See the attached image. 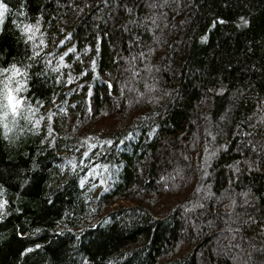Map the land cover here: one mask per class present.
<instances>
[{"label":"trees","instance_id":"obj_1","mask_svg":"<svg viewBox=\"0 0 264 264\" xmlns=\"http://www.w3.org/2000/svg\"><path fill=\"white\" fill-rule=\"evenodd\" d=\"M0 3V264H264V0Z\"/></svg>","mask_w":264,"mask_h":264},{"label":"snow or ice","instance_id":"obj_2","mask_svg":"<svg viewBox=\"0 0 264 264\" xmlns=\"http://www.w3.org/2000/svg\"><path fill=\"white\" fill-rule=\"evenodd\" d=\"M8 11V8L5 4L0 3V24H3L4 22V16L5 13ZM220 23H224V21H220ZM245 24H247V21H245ZM23 31L25 33H34L39 31V26L38 24L36 26H31V25H27L24 27ZM29 40H31L33 37L32 35H29ZM206 39V38H205ZM41 43H43V41H41ZM61 46H63V42H61ZM75 51L74 49H69V52L65 53L64 56H67L69 53ZM34 55L35 56H39L40 53L39 52H35L34 50ZM64 56H61V61L64 60ZM95 62H93L94 65ZM57 71L59 69H56ZM5 72H11V76L8 77V80L11 81L13 78L20 76L21 75V71L19 68H17L15 65H13L10 69L7 70H0V75H4ZM26 75V73L24 74ZM83 75H87V73H83ZM69 83L72 82L71 78H69ZM109 87H111L109 85ZM26 87L24 85V83H21L19 87H16L15 89L9 88L7 85H5V88L2 92V100L4 101V103L2 104V107L4 109L3 111V115L2 117H0V121H2V126L4 129V137L5 139L8 138V133L11 131V129L8 127V117L9 114H11V116L13 117L11 123L13 125H15L16 123V119L17 117H21L22 116V112L21 109H24L25 107V100L22 97H19L17 94L20 93L21 91H26ZM38 109L32 108V106L29 104L26 111L23 113V118L28 120L29 123L33 122V116L35 115V112ZM42 119V118H41ZM49 121H51L52 116L49 115L48 117ZM35 126L38 127L40 124V120H35L34 122ZM51 126H49V135H51ZM129 138H131V134H129ZM104 144L107 145H111L112 142L111 141H105ZM90 148H95L97 147V145H90ZM100 147H103V145H100ZM85 159L88 158V153L84 154ZM71 164L72 170L75 171L76 169V164L73 162H69ZM104 170L107 171V166H104ZM93 172H95V169H93ZM85 183L84 179L80 180V184L81 186H83ZM95 187V185H93ZM0 197H2V192H0ZM7 205V200H3L0 199V215L3 214V209L4 207Z\"/></svg>","mask_w":264,"mask_h":264},{"label":"rangeland","instance_id":"obj_3","mask_svg":"<svg viewBox=\"0 0 264 264\" xmlns=\"http://www.w3.org/2000/svg\"><path fill=\"white\" fill-rule=\"evenodd\" d=\"M116 205H114V207H115Z\"/></svg>","mask_w":264,"mask_h":264}]
</instances>
